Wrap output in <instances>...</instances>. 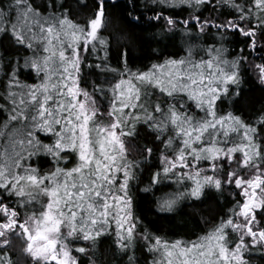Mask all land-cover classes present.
<instances>
[{
  "label": "snow or ice",
  "instance_id": "snow-or-ice-1",
  "mask_svg": "<svg viewBox=\"0 0 264 264\" xmlns=\"http://www.w3.org/2000/svg\"><path fill=\"white\" fill-rule=\"evenodd\" d=\"M117 9L0 0V264H264V0Z\"/></svg>",
  "mask_w": 264,
  "mask_h": 264
},
{
  "label": "trees",
  "instance_id": "trees-1",
  "mask_svg": "<svg viewBox=\"0 0 264 264\" xmlns=\"http://www.w3.org/2000/svg\"><path fill=\"white\" fill-rule=\"evenodd\" d=\"M35 2L39 5L42 4L44 0H35ZM142 2L143 0H138V3H142ZM126 3L127 0H117V4H118L117 10H119L120 5H124ZM229 10L230 9L227 8L224 9L225 12ZM184 15H187V13H184ZM205 15H207V12H205ZM73 18L78 20L79 22H83L82 20H80V14L78 13ZM105 35H107V32H105ZM101 55H103V53H101ZM147 57H148V53L146 50L144 51L143 55H141V50L137 49L136 58L132 61L133 67H139L142 66L143 63L149 62ZM152 59H155V57H153ZM161 59H163V57H161ZM114 66L117 65L114 64ZM251 95L254 98H256L257 102L255 107L258 108L259 97L261 96V91L259 87H253ZM250 110L255 111V108ZM224 111L226 112L227 108H225ZM67 166L71 167L72 165L69 164ZM165 191H167V189ZM228 200L229 203L227 204H225L223 200H220L219 206L213 204V210L211 211V213H209L207 205H196V209L198 210L194 211L192 206L185 204L181 207V210L179 211L178 215L170 219L165 218V219L156 220L155 216H149L148 219L156 220L157 224L163 225L159 234L166 235L170 239H177L183 237V239L191 241L195 239L197 236L208 231L214 223L218 222L219 217L223 215V213L226 212L228 208L232 206L233 203H235V200L231 195H228ZM138 211H140V209H138ZM201 215L208 216L209 222L207 224H205L204 221L200 219ZM105 243L107 244V242ZM14 258L18 260V264H25V260L23 257L17 255Z\"/></svg>",
  "mask_w": 264,
  "mask_h": 264
}]
</instances>
